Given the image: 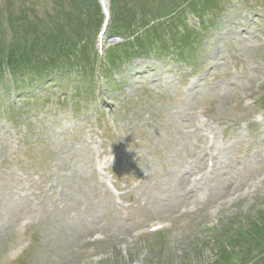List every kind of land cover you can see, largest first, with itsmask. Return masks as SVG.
<instances>
[{"label":"rangeland","instance_id":"374dc122","mask_svg":"<svg viewBox=\"0 0 264 264\" xmlns=\"http://www.w3.org/2000/svg\"><path fill=\"white\" fill-rule=\"evenodd\" d=\"M107 2L113 17L124 4ZM135 2L140 9L145 0ZM58 4L0 0V15L21 21L25 11L41 30L35 14L47 25L45 12L56 17ZM220 6L203 24L180 12L198 30L187 48L172 45L182 57L161 52L104 73V51L122 39L108 25L100 40L99 24L86 41L89 54L99 55L94 73L74 66L19 87L5 73L0 264H213L215 243L227 245V232L257 217L264 207V0Z\"/></svg>","mask_w":264,"mask_h":264},{"label":"trees","instance_id":"16d2710c","mask_svg":"<svg viewBox=\"0 0 264 264\" xmlns=\"http://www.w3.org/2000/svg\"><path fill=\"white\" fill-rule=\"evenodd\" d=\"M62 1H68V10L73 9L72 13L68 14L64 11L65 4H62ZM220 1L160 0L159 5H154L155 0H145L138 9L135 7V0H124V4L118 6L114 17V12L110 11L112 16L108 24V29L116 30L122 41L106 48L101 64L102 71L109 73L119 69L123 63L133 58L158 55L161 52H172L178 56L181 51L170 50L172 45H180L183 41L184 47L187 48L185 43L188 40L194 41L198 32L185 23L184 18H179L180 12L194 13L199 23L203 24L206 16L214 15L221 9ZM56 2L59 3L55 12L56 17L66 15V18L57 21L58 19L53 18L54 15L50 12H45L48 18L46 25L42 24L43 20L35 14L40 26L43 25L41 30H35L30 20L32 16L25 11L20 13L21 21L17 15L9 14L7 19L0 15L2 36L0 38V81L4 79L6 72L10 74L12 83L19 87L29 80H33L34 83L39 82L38 84L41 85L45 81L43 78L49 76L51 72L58 71V74H65L64 72H68L67 70L74 66L76 71L84 74L96 71V59L99 55L96 49L89 54L86 41L90 27L99 26L104 20L98 1L56 0ZM111 2L112 9L117 0H111ZM29 7L32 11V6ZM60 9L62 12L58 11ZM54 11L55 8L52 14ZM172 19H176L177 22ZM136 32H138L137 36ZM12 34L22 36L13 37L11 41L5 40V36L9 35L12 38ZM182 55L179 56L182 57ZM227 234V245H222L219 241L215 243L217 259L213 264H263L264 207L249 224ZM238 245L242 254L234 251Z\"/></svg>","mask_w":264,"mask_h":264},{"label":"water","instance_id":"95a60500","mask_svg":"<svg viewBox=\"0 0 264 264\" xmlns=\"http://www.w3.org/2000/svg\"><path fill=\"white\" fill-rule=\"evenodd\" d=\"M99 2L103 8L104 13H105V25H104V30H103V31H105L107 23H108V19H109V14H108V11H107L105 4L103 3V0H99Z\"/></svg>","mask_w":264,"mask_h":264},{"label":"bare ground","instance_id":"6f19581e","mask_svg":"<svg viewBox=\"0 0 264 264\" xmlns=\"http://www.w3.org/2000/svg\"><path fill=\"white\" fill-rule=\"evenodd\" d=\"M103 3H104L105 6L108 8V2H107V0H103Z\"/></svg>","mask_w":264,"mask_h":264}]
</instances>
